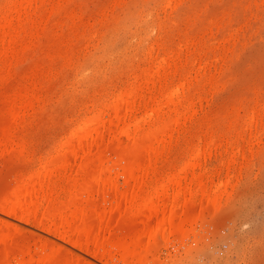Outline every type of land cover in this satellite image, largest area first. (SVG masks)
Masks as SVG:
<instances>
[{"label": "rangeland", "instance_id": "374dc122", "mask_svg": "<svg viewBox=\"0 0 264 264\" xmlns=\"http://www.w3.org/2000/svg\"><path fill=\"white\" fill-rule=\"evenodd\" d=\"M9 1L0 0V10L4 11ZM34 6L27 16H21L22 33L15 50L5 53L4 49L0 54V140L5 134L14 139L0 148V202L10 191H22L23 180L30 172L47 166L53 173L48 185L54 193L47 190L50 194L41 201L36 218L33 215L35 219L30 215V221H25L0 212L2 219L20 227L14 238L31 245L26 258L62 245V253L73 257L74 264H264V0H37ZM152 57L161 63L171 57L174 62L170 59L163 69L167 71L157 69L147 82L144 73ZM167 77L174 78L175 83L182 82L183 77L189 79L180 103L193 109L187 110L179 103L178 107L186 110L169 116L177 99L161 89L162 93H158ZM28 88L33 93L28 105L30 114L21 120V96ZM127 88L139 93L134 116L138 120L142 117V121L148 119L144 123L139 120L143 126L140 124V130L146 128L149 133L157 121V117H152L153 121L148 114L145 117L153 104L152 100L146 103L152 97L151 91H156L153 99L166 100L159 116L178 122L170 139L167 137L169 145L160 143L150 151L151 160L157 159L156 171L140 183L144 187L141 196L159 184L156 177H166L165 186H169L167 182L183 175L179 165L196 147L204 154L197 158L200 164L195 172L181 179V186L200 174L207 181V196L194 197L184 210L180 200L170 198L167 205L168 210L173 207L171 211L157 216L159 199L151 211L131 216L125 199L110 214V206L115 204L113 192L108 189L99 193V186L93 196L80 197L85 204L94 200L99 205L105 225L97 238L105 234L115 237V241L101 244L95 238L86 243V232L79 231L74 218L68 215L71 207L66 206L73 194L90 183L95 170L121 156L127 143V138L118 134L121 118L115 117L107 130L102 151L93 145L85 156L89 162L82 178L70 179L77 169L74 160L70 159L66 167L52 160L66 151L69 132L81 117L106 103L104 117L110 119V100ZM171 116L177 119L171 120ZM96 152L103 153L102 158ZM119 159L121 163L123 159L132 161L135 155ZM116 171L111 173L115 187L123 191L128 186L126 177L120 173L122 170ZM175 171L179 172L177 176ZM224 176L228 182L216 201L209 192ZM185 178L189 181L185 182ZM46 206L49 213L44 211ZM63 212L69 224L62 226ZM50 213L56 216L49 217ZM111 215L115 218L114 228ZM38 217L51 225L50 230L40 226ZM97 217L95 213L87 215L84 223L92 225ZM170 218L186 219L183 230L174 231ZM163 221L169 223L146 249L144 236L162 226L158 223ZM127 233L141 239L128 252L120 246ZM79 238L83 244L80 240L74 243ZM43 240L47 241L45 245ZM8 255L10 264L22 257L13 250Z\"/></svg>", "mask_w": 264, "mask_h": 264}, {"label": "bare ground", "instance_id": "6f19581e", "mask_svg": "<svg viewBox=\"0 0 264 264\" xmlns=\"http://www.w3.org/2000/svg\"><path fill=\"white\" fill-rule=\"evenodd\" d=\"M35 3H37V0H10L6 6L7 8L4 11L0 10L1 11L0 12L1 13L0 14V16H1V19H0V54L3 52L4 49H5V53L13 52L15 50V48H16L15 44L18 41V39H20V36L22 33L21 32L22 27L20 24H22L23 18H21V16H22V14L27 16L29 10L31 8L32 9L35 8V6H34ZM1 9H3V7ZM25 13H27V14H25ZM150 55H151V53H150ZM172 55H174V54H172ZM167 57L166 58L164 57L165 59L163 58L164 61H162V63H161V61L158 60L159 58L157 59V61H159V63H158L156 60H154L153 57L150 60V62L148 61L149 64L148 63L146 64V69H145V73H144L145 74V80L144 81H147V82L150 81L152 79L153 72L156 71L157 69L160 70L159 72L167 71V69L163 70L165 68V64H167V63L170 64L171 57H169V58H167ZM171 61L174 62L173 59H171ZM171 64H173V63H171ZM164 72H162V73H164ZM144 83H146V82H144ZM178 83H180L181 86ZM178 83L174 82V78L172 79L171 77L170 78L167 77L164 80V82H161V84H162L160 86L161 88L159 87V89H158V93L161 92V91H159L161 89L162 91L166 92L165 95L174 94L176 99H177L178 104L174 103L175 105H174V107H172V110L170 111L171 113L169 111H167L170 113V114L168 113L169 116L171 114H174V113H175L174 114L175 116H176V114H180V113L182 114L186 110L185 108L182 109V107L179 108L178 106H180L181 103H183L182 100H183V98L186 94V91L188 89V86L190 84L189 79L187 77H183L182 82H178ZM144 86H146V85L144 84ZM144 86H143V88H144ZM131 87L134 88L136 86H132V84H131ZM29 88H28V90L26 89L24 95L21 96L22 100H24V104H23L22 109H21L23 118H21V120L25 119L26 117L28 118V115L30 114L28 112L29 111L28 105H30V100L32 98L33 93L31 94V92H30L31 90L29 91ZM128 88L125 90L122 89L123 92L121 90V93L118 92V93H120L118 97L116 96L118 94L115 93L116 94L115 96L117 98H113V100H110V101H112L110 103L111 111H112V116H110V119L106 120V118L104 117L105 110H104L103 106L104 105L106 106V103L101 104L103 106H99L98 109H97V106H98V104H97V106H96L97 110H95L94 112L89 111L88 114H85L83 117H81L80 120H78V123L77 124L75 123L76 126H73L74 129L73 130L71 129L72 132L71 131L69 132L71 134V137L65 145L66 151L62 155L60 153L59 154L60 156L56 157L57 159L54 158L52 160V162H57L58 164H60L61 167L67 165L69 163L70 159L74 160V165L77 167V169L73 173V175L70 177V179H72V180L75 179L74 181H77V179H79L82 176V174L84 172H86V169L88 167L87 163L89 161H86L84 159L85 156L89 152L92 151L93 145L94 146L97 145L96 147H97L98 152L102 151V147H103L102 144L103 143L101 144V142L104 140V138H106L105 135H106V132L108 133L107 130L110 129V126H112L115 117L119 116L121 118L119 121L118 134L125 136V138H127L126 139L127 143L125 144V146L123 145L124 150H122L123 152H122L121 156L120 157L118 156V157L122 158L126 154L127 155L130 154V156H131V153H132L135 155V159L132 161H130L129 159H128V161H125L127 159H123L126 162V163H124L122 160V163L124 165L121 163V160L119 158L117 161H114V160H113L114 162L111 161L112 162L111 164L110 163L106 164L104 162L103 163L104 165H101L97 172L95 170V172L92 173L91 181H89L90 183L89 184L87 183L88 185L81 187L79 189L80 192L73 194L72 199L69 200V202L66 206V208L71 207L69 214L68 213L67 214L70 217L74 218L75 223L79 228V231L86 232V239H85L86 243H90L95 238L97 240H99L101 244H104V243L112 244L115 241V240L114 241L112 240V238H115V237H110L111 235L105 236V234H104L103 237H105V238H103L101 236H99L97 238L96 235H98V234L100 235V232H101L102 228H104V225H105V222L102 219L101 211L99 210L100 208L97 207L99 205H97L98 203H95L94 200H93V202L95 204L93 202H90V201H89V204L88 203L85 204L82 202L83 200L80 197L83 194L85 196L86 195L90 196V195H92V192L98 191V189L100 187L101 188H100L99 193L104 192V190L108 191V189L113 192L112 194H113L115 204H111L110 212H109L110 214L113 212L112 210H114L115 206H121V204H122L121 200L125 199L126 201H128V206H129L128 213L131 216H136L144 210L151 211L152 209L155 208L157 201L159 199L161 200L160 201L161 203L159 204V207L156 210L157 216H158V214L160 216H161V214H166V212L169 208V206L167 205V202L170 200V198H172L175 201L177 199L180 200V203H181L180 207L182 208L181 210H184V209H186V205L188 204V202H190V200H193L194 197H196V196H201V197L207 196V189H208L207 184H206L207 181L205 182L203 180V177L200 174L196 173L197 175L195 174V175H193L192 179L190 178V180H193L192 182L187 183L186 186L185 185L181 186V183L184 180V179L183 180H181V179L184 177L187 178L188 173L190 171H191L190 174H192L193 171L195 172V168L200 164V162H198L199 159H197V158L201 157V154H204V153L201 150V148H199V147H196L195 149L193 148L194 149L193 153L189 157H186L185 159H183L181 161V163L179 165V169L180 168L181 169L179 170V172L182 171L183 175L180 174L181 175L180 177L179 176L175 177L172 182L168 180L169 182H167V183L168 184L171 183L169 186H167V185L165 186V184H166L165 180H167V179H165L166 177L164 178L165 179L164 180L163 177L157 178L155 176L156 181H160L159 184L156 185L154 188H152V190H150V192L146 191V194L141 196V192H143V191H141V187H142L141 185L142 184H140V183L144 182L143 180L144 179L146 180L152 171H153V173L156 171L155 168H156L157 159H155L153 161L151 160L150 151H153L154 149L158 148V145L160 143L164 144L165 142H167L169 145L167 137H169V139H170V137L172 136V131L174 128H176L175 126L177 125L178 122H176L175 120L173 122L172 121L168 122V120L165 119V117H168V116H163V115L159 116L160 111L163 109L162 107H164V105H166V100L164 98L162 99L161 97H160L161 100L160 99L158 100V97L157 98L155 97L157 100L153 99V96H155V95H152V93H155L156 91L155 92L151 91L152 93L149 92V93H151L149 96H152L151 99H149V101H148V99H146L148 97H146L145 100L148 101L146 103H150V101L152 100L151 102L153 104L151 106H150V104H148L150 106V109H149V107L146 109H149L150 112H145L146 113L145 117L147 118V114H148V117L151 118V121H153L152 117H157V118H155V119H157V121L154 120V121H156V124H155L154 128L152 127V129L151 128L148 129V131H150L149 133L146 132L147 131L146 128H144L145 131H143L142 129H141L142 130L141 131L140 127L142 126V124L140 123V121L145 122L146 119L142 121V117H141L139 119L140 120L139 121L136 118V116H134V114H133V111L135 109V103H137L136 102V100H137L136 96H138L139 93L137 90H136L137 92L134 91L135 89H137V87L133 90L132 89L130 90ZM127 90L129 92H125ZM138 90H139V88H138ZM150 90H152V89H150ZM34 95H37V94H34ZM113 96H114V94H113ZM207 99H205V100L207 101ZM145 100H144V102H145ZM179 103H180V105H179ZM200 103H202V102H200ZM146 105L144 104V106H146ZM181 106L187 108L189 106V104H188V106L187 105L184 106L183 104ZM146 109H145V111H146ZM179 109H181L182 111L181 110L179 111ZM190 109H193V108H190ZM190 109L187 108V110H190ZM9 111H10V114H12V115L15 114L14 110H9ZM168 114H166V115H168ZM172 116H171V120L175 117V116L174 117H172ZM254 116H255V114H254ZM168 119L170 120V118H168ZM174 119H177V118L175 117ZM246 119H248V118H246ZM140 124H141V126H140ZM178 125H180V124H178ZM174 133H176V132H174ZM179 134H180V132H179ZM5 135L9 136L7 134H5ZM6 136H5V138H1L0 148L2 146H6V144H8L7 140H9V142L12 143L13 138L12 139L7 138ZM204 140H205V138H204ZM164 145L166 146V143ZM187 146H188V144H187ZM62 147H60V148L62 149ZM13 148H15V147H13ZM215 151H216V149H215ZM0 153L3 154V150L0 151ZM102 154L100 155V153H99L98 155H100V156H98L97 152H96V156H98L99 159L102 158ZM208 154H209V152H208ZM129 158H131V157H129ZM83 159H84V162H83ZM48 168L49 167H47V166H43V168H41V170L30 172L27 175V177L23 180V183H22L23 186L20 185L22 187V191H21V189H19L21 192L19 190L18 191L15 190V192H13V190H12V192H13L12 194L10 191V194H6L5 197L3 196L4 198L0 202V212L2 214L6 213L12 217H16L18 219L25 220V221L29 220L30 215L31 216L34 215L36 218L37 212H38V207H39V205H41V201L44 200L45 198H48L46 196L48 194H50V192H52V194L54 193L52 191L53 188L49 189L50 184L48 185V181L51 177V174H53L52 171L50 172V169H48ZM117 168L121 169L122 172H120L121 170L119 171ZM115 169H117L120 173L124 174L126 177V182H127L128 186L123 191H119L118 188L115 187V184H114L115 177L112 176V174H111L112 171H116ZM118 171H116V172H118ZM176 173H177V171H175V174ZM177 174H176V176H177ZM168 175L167 176L169 178L170 175H172V173L168 174ZM225 175L227 177V174H225ZM226 177L224 179L220 180L219 183L217 182V185L215 184L216 188H213V190L211 189V191L209 192V197L211 196L213 199L216 200V198L219 199L218 195H220V197H221V195H223L222 189L226 188L225 186L227 185V182H228V178H226ZM187 179L185 180V182L187 181ZM204 179H205V177H204ZM50 182L53 183V181H50ZM154 184H156V183H154ZM54 186H55V183H54ZM142 188H144V187H142ZM48 189L51 191L48 192L47 191ZM92 189H93V191H92ZM169 189L171 190L170 192H168ZM75 190L77 191L78 189H75ZM58 191H59V189H58ZM143 194H144V192H143ZM213 199L211 202H213V201L215 202V200H213ZM172 201H170V202L171 203L175 202V201H173V202ZM216 201H218V200H216ZM58 202L56 201V203H58ZM62 202H64V201H62ZM52 203H54V201L51 202V204ZM171 203H170V206H172V205L174 206V204H171ZM216 203H214V204H216ZM48 205H49V203H48ZM52 205H55V204H52ZM65 205H66V203H65ZM57 206H55V208ZM53 207L54 206H52L50 208H53ZM48 208L49 207H47V209L45 208L44 211L47 212ZM172 208L173 207H171V209ZM62 209H63V206H62ZM171 209H169L168 211H171ZM63 210H61V211H63ZM173 210H175V208ZM181 210L179 209V212H181ZM44 211L41 213H44ZM49 211L47 213H49ZM55 211H57V210H55ZM177 211L178 210H175V212H177ZM47 213H45V214H47ZM55 213H53V214L56 216V214L58 212L56 214ZM59 213H60V211H59ZM93 213H95L98 216L97 217L98 219L92 225L85 224L84 223L85 222L84 217L87 215L93 214ZM49 215H48L49 217L54 216V215H51V213ZM61 215H60V219L62 221H61L60 225H62V226L64 224L68 225L69 219L66 217V214L64 216H61ZM34 216L32 219H35ZM44 217L46 218V216H44ZM38 218H39L38 223L41 224V225L40 224L39 225L43 226L47 230H50L51 225H45L41 221V219H40L41 217H38ZM112 219H115L114 215H111V225H112V228H114L115 222L113 223ZM37 220L38 219H36V221ZM49 220L51 221V218ZM185 220L186 219L174 221V219H171L170 223L173 226L172 228H174V231H177V232L182 231L184 226H185ZM166 221H163V223H158L159 225L162 224V226L161 225L158 227L156 226L153 231L146 233L147 236H144V237H147V239L143 241V245H144V247H146V249L150 248L151 244L157 238V234L161 231V228L163 226H166L167 223H169ZM168 221H169V219H168ZM164 222L166 223L165 225H164ZM45 223H46V221H45ZM170 228H171V226H170ZM15 230H20V227L16 226L12 222L7 221L5 219H2L0 217V264H10V261H9L10 258H9L8 254L10 252H12V250L13 251H19L21 256H22L20 261H18L15 264H44L46 262V260H49L50 264H74L73 257L68 258L67 256H64V254L62 253V247H61L62 245L59 247H56V248L51 247V249L48 252H45L44 250L38 251L37 253H35L36 255L34 254L32 256L30 254L31 255V256H29L30 258H26V255H28L30 253L31 245L26 243L27 241L22 243L19 240L15 239L14 238ZM112 231H114V230H112ZM65 232L66 231H64V233ZM127 234H126L127 236L125 235L124 240L120 243V246H122L124 248V251H126V252L130 251V248L133 244H135L136 242H141L140 237H136V238L134 237L133 238L131 236V234H129V233H127ZM79 240L81 241V243L83 242V240L79 238L74 243L77 244L78 243L77 241H79ZM37 241H39V240H36L35 244L37 243ZM46 242H47L46 240L41 241L42 245H45ZM85 242H84V244H85Z\"/></svg>", "mask_w": 264, "mask_h": 264}]
</instances>
